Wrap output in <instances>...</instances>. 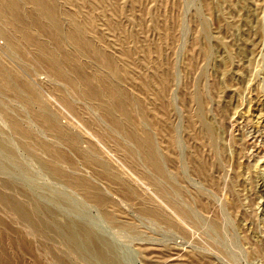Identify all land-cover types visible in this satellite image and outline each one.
<instances>
[{
    "label": "rangeland",
    "instance_id": "obj_1",
    "mask_svg": "<svg viewBox=\"0 0 264 264\" xmlns=\"http://www.w3.org/2000/svg\"><path fill=\"white\" fill-rule=\"evenodd\" d=\"M57 4L59 11L62 12L63 28L69 27V15L73 13L77 22L86 27V34L101 49L98 56L91 52L81 53V60H70L67 63L68 69L72 67V64L81 65L84 73L97 79L100 75L115 76V79L123 85L129 103L131 104L134 99L132 104L135 106L136 100L137 105L144 112L147 103L150 104V93L141 84L142 79L148 78L156 84L161 71L164 72L167 69L175 71L169 95L174 96H170L171 100L176 103L175 109L177 111L179 109L173 121L175 123L177 119L176 123L178 122L181 129L179 130L178 124L175 123L179 130L177 131L182 133H179V137H182L180 140L188 141L184 136L188 115L180 116H184L195 107L192 102H190L192 106L188 103L183 104V98H188L189 91L195 88L196 91L200 89L198 93L201 96L203 95L201 93H205L204 96L207 97H203L204 100L207 98L205 101L207 105L204 104V110L207 106V111L204 113L209 120H213L211 123L215 121L218 123L220 133L223 130L222 152H226L227 155L223 153L220 157H215L216 160L212 152L208 150V153H204L207 152L205 150L202 151L204 153L202 155L205 159L208 158L212 168L216 169L214 172L210 167V170L216 176H219L220 172V175L224 177H217L220 180L217 179L216 187L212 185L213 188L206 180L203 181L204 178L194 175L188 164L186 181H180L185 190L180 200H184L183 204L191 203L188 206L194 209V213L192 212L194 219L184 215L183 217L180 212L177 213L178 210L174 208L175 211L172 205L170 206L168 200L156 193L149 180L140 172V168L147 166L141 155L139 153L134 155L123 149V141L129 148H134V142L128 137L126 131L115 127L107 117L94 108L93 104L80 94L78 95L66 81L52 76L46 66H32L29 63L31 53L26 51L21 54L13 50L7 40H4L5 36L1 34L0 60L8 68L16 71L20 77L30 81L39 93H42L44 103L48 105L50 103L47 106L52 109L58 119L60 118L59 121L66 124L72 132L80 135L82 147L89 146L99 160L110 166L112 173H117L120 180L128 182L132 187H136L135 190L137 189L136 194L131 198L124 196L120 192L119 182L115 183L102 176L92 165L86 163L67 141L55 136V132L43 124L36 114L42 103L39 105L40 102L34 100L33 105L28 106L10 92L0 89V99L4 101L7 110L10 108V113L12 110V117L16 116L14 118L17 120L20 117V122L28 124L39 138L42 137L55 145L59 144L66 155L75 162V165H70L68 161H62L63 166L75 170L77 174H82L78 175L85 177L111 197L113 204L111 203L108 209L114 218H110L104 209L89 198L82 189L50 173L41 162V159L49 158L48 152L40 149L43 152L39 155L40 150L38 146L35 147L36 144L33 150L26 151L20 144V134L16 129L12 130L14 127L0 105V131L2 132L3 129V133H6L3 136L0 132L2 134L0 136L7 140L10 136L9 140L11 139L12 142L8 141L12 143L13 148H16L14 150L16 158L6 159L8 171L0 168L1 193H10L20 201L28 200V195H36L35 197L43 195L42 200L45 199V203L51 201L49 204L46 203L48 206H54L56 201L53 197L54 193H62L63 197L60 195V199L64 200V202L61 201L63 204L57 201L55 205L60 206V209L63 205L61 210L69 212L67 214L65 211L67 216L84 219L92 228H95L96 232H100V235H105L104 237L108 240L111 239L113 241L112 243L109 240L111 244L118 249L121 264H264V0H57ZM251 15L252 19L243 24L244 19ZM255 19L259 21L256 24H259V27L254 24ZM89 20L92 26L89 25ZM31 25L33 34H37L39 29L35 24L31 23ZM252 28L258 34H254ZM245 30H248V41L258 39L255 41L258 42L255 43L257 47H254L255 51L251 53L253 58L249 56L251 60L253 59V63L251 64L252 61L249 60V65H246L248 63L242 65L238 57L234 64L228 65L225 57L228 51L238 54L236 47H239V44L237 43L239 40L241 43L243 36L240 33ZM230 31L236 33L235 35L239 38L232 33L233 38ZM42 33L45 38L52 40L47 32ZM252 34L254 36H251ZM251 37L253 39L250 40ZM201 47L209 50L207 57L199 54ZM106 52L115 59V66L104 61L103 55ZM170 62L171 65L173 64L172 67L169 65ZM119 67L123 68V72H120ZM224 76H228L232 82L222 81ZM77 78L80 79L79 76ZM55 86L65 89L76 103L85 101L89 110L92 111V116L103 119V122L100 120L103 127H109L117 134L118 146L111 140L100 138L92 125L86 121L87 117L84 118L63 103L54 89ZM215 86H221L222 92L215 91L218 88L214 89ZM216 93H219V96ZM221 102L223 103L220 104ZM224 102L228 105L225 109ZM218 111L224 115L222 118L224 122L221 115L216 113ZM132 118L133 122L142 129L153 125L149 123V120H142L141 123L140 116L133 114ZM128 123L129 120L126 119V124ZM157 123L159 125L160 120ZM220 123L226 127V131H224L225 128L221 129ZM225 132L228 142L223 137ZM243 133H250V135L247 134L245 138ZM228 134H231V138ZM156 136L159 141L158 129ZM58 137L60 139H57ZM240 138L244 144L240 142ZM243 138L247 139L246 142ZM183 141L179 142L181 144L179 149L190 145L189 148L183 149L184 153L179 150L185 159V154L188 155L187 152L192 150L190 148L193 145L190 141L186 142L188 145L186 143L183 145ZM237 142L242 143L243 146ZM35 153L42 155L43 158H38ZM210 153L212 155L209 156ZM217 158H221L220 161ZM225 164L226 167H224ZM222 167L225 168V173H222L224 171ZM3 179L13 182L12 188H9L11 185L4 186ZM201 186L208 190L203 191ZM8 188L12 191L9 192ZM196 189L206 192L200 200L199 197H194ZM1 193L0 264H60L57 263L56 255H60L62 262L68 264H89L76 253L66 251L64 243L62 244L56 237L38 231L34 225L30 226L26 219L12 210L13 208L3 200ZM236 198L239 199L240 209L244 212L242 214L238 204L235 203ZM144 199H151L160 211L164 210L166 214L174 216V221L177 220L175 225L169 224L170 222L163 217H154L145 213L141 208V202ZM164 199L168 201V204ZM52 200H55L54 203ZM201 204L203 207L206 206L203 208ZM214 208L217 209H215L216 213L213 211ZM213 213L216 216H213ZM212 216L217 217L221 222L217 218L213 219ZM22 220L25 222L23 223ZM214 222H218L216 223L218 225L215 226ZM180 226L184 230H181Z\"/></svg>",
    "mask_w": 264,
    "mask_h": 264
},
{
    "label": "bare ground",
    "instance_id": "obj_2",
    "mask_svg": "<svg viewBox=\"0 0 264 264\" xmlns=\"http://www.w3.org/2000/svg\"><path fill=\"white\" fill-rule=\"evenodd\" d=\"M61 13L62 12L59 11L58 9L57 0H0V35L2 34L5 36L6 39L4 38V40H7V43L9 44L10 48H12L13 50L18 51L21 54L26 51L30 52L31 57H30L29 63L32 64V66L33 65L34 66L37 65V67L42 66V65L46 66L47 67L46 69H48V71L50 72L52 76L58 79H61L63 81H66L72 87V89L78 93V95L80 94L84 99H86L91 104H93L94 108L97 109V111H99L102 115L107 117L115 127L121 128L122 130L126 131V134L128 135V137L134 142V145H133L134 148L133 149L131 147L129 148L126 145L125 141H123L122 147L129 153H133L134 155L135 154L138 155L139 153L141 155V158L143 159L144 163L147 166L140 168V172L143 173V175L147 178V180H149V183H151V185L155 188L154 190L157 191L156 193H159L158 194L159 196H163L166 200H168L170 206L172 205L173 209L175 208L176 210H178L177 213L180 212L182 216L184 215L188 218L194 219V214H193L194 209L192 210V208L190 209L188 206L190 202H188V205H187V204L182 203L184 200L183 201H181L182 199L180 200L181 194L185 192V190L183 189L184 187L180 181H183V182L186 181V178L188 175L186 171V166H188L189 164L191 166L190 168L194 172V173L192 172L194 175L196 174V176L198 175L202 179L204 178L203 181L206 180L212 186L216 184L217 179H219L217 177L221 175L219 171H217V173L219 172V176H216V174H214L216 169L212 168V165H210V162H209L210 160L207 157H206L207 159H205L202 153L204 152V150L205 151L208 150L212 152V154L214 155V159L215 157H220L221 154L226 153V152H222V142L224 140H222L221 138V135H222L221 133L223 132V130L220 133L218 130L219 129L218 123L215 121L214 123H217L216 124L217 127L216 125L214 126L213 125L214 123L213 122L211 123V121L213 120H209L208 116H206L204 113L207 111L206 110L207 106H206V109L204 110L205 108L204 104L207 105V103H205L207 98H205L204 100V97H207V96L206 95L204 96L205 93L200 92L201 94H203L201 96L198 93L200 89H197L198 91H196L195 90L196 88H195L189 91L188 98L186 99L183 98L182 100V103L183 104L185 103V105L188 103L192 106L190 102L195 104V107L190 112H188L189 114L186 113L184 116L182 115L180 116V117H185L186 115H188L186 116L187 117L186 119L187 129L184 130L186 131L184 136L186 137L188 141H190V144L193 145L192 148H190L192 150H190L189 152L186 151L188 155L185 154L186 158L184 159V155H182L180 152L182 151L184 153L183 149L189 148L190 145L186 143L188 141L185 142L183 140H180V138L182 137L181 136L179 137V133L181 132H178V131L181 129H179L180 127H179L178 122L176 123L177 119L175 123L178 124V126L175 125L173 121L175 120V115L177 114L176 113L177 110L175 109L176 103L172 102L171 100L172 97L170 96H173V95H169L173 78H175L174 77L175 71L173 69L171 70L167 69L164 72L161 71L160 77L158 81L156 82V84H154L153 81L148 78L142 79L141 84L150 93V102H149L150 104L147 103L146 111L144 112L142 108H140L137 105L136 100H135V106L134 104H132V102L134 103V99L131 102V104L129 103L126 93L124 92L123 85L119 83L117 79H115V76L111 74H106L102 76L100 75L97 79L95 77L90 76V74L84 73L82 71L81 65L72 64V67L68 69L67 63L70 60H81V56H80L81 53L85 54L87 52H91V53H94L96 56H98V54L101 53V49L96 44V42L88 34H86L87 33L86 27L82 26L80 23L77 22L75 15L73 13L69 15V18H70L69 27L64 29L63 28V17ZM252 17H253L252 15L251 17L247 16L244 19L245 23H243L242 21L240 22H242L243 24H246V22H248L249 19H252ZM256 20L257 19H255V23H254L255 25L257 24V22H259ZM31 23L35 24L36 27L39 29L37 34H33L32 32L33 28H32ZM88 23L89 25L92 26V22H90V20ZM232 24L233 23H231V25ZM243 24H240V25H243ZM254 24H253V27H254ZM248 26L250 25L248 24ZM256 26H255V29H256ZM203 27L204 26H202V28ZM203 29L202 31H204ZM252 29L255 32L254 33L251 31L252 33L258 34L256 33L257 31L254 30V28ZM247 31L245 30V32L243 31V33H240L243 36L241 37L243 39H241L242 40L241 43H240V40H239V43H237V45L239 44L238 45L239 47L235 46L238 50L237 52L238 54H234L232 51H228L227 56L225 54L226 56L225 61L227 62L228 65L230 63L234 64L235 60H237L236 58L238 57L242 65L243 63L245 64L248 63L246 65H249L250 63L249 60L250 61L253 60V59L251 60L249 56L251 55L253 51H255L254 47H257L256 44L258 43L255 41H257L258 39L254 38L255 41L252 40L253 42L252 44V42L248 41ZM42 32H47L52 40L45 38ZM232 33L233 32H231V36L233 38L234 36L237 37L235 35L236 33L235 34L233 33L234 36L232 35ZM254 34H252L251 36H254ZM251 39L253 38L251 37L250 40ZM231 44H234V43H231ZM203 47L199 49V52H200L199 54L206 56L209 50ZM103 56H104V61H107L108 63H110L111 66H115V59L113 58L111 54L106 52ZM252 56L253 55H251L250 57ZM252 63L253 61L251 62V64ZM245 64H244V67H245ZM169 65L171 67L173 66V64L171 65V62ZM119 70L120 72H123V68L119 67ZM78 76L80 77L79 80L77 78ZM222 81L232 82L228 76H224ZM218 86H215L214 89ZM220 87H218L219 89L217 88L215 91L217 90L221 91ZM0 89L4 90V92L5 91L10 92L11 94L14 95L15 98L16 97L19 98L22 102H24L28 106L29 105L32 106L34 103V100H37V102L39 101L40 102V103L38 102L39 105L42 103V106L38 107L40 109H38L39 111L36 114L41 119L43 124H45L47 127H50L55 132L56 134L55 136H59L63 140L67 141L84 158L86 163L92 165V167L97 172L102 174V176L106 177L109 180L114 181L115 183L119 182V184L121 185V188H119L120 192L123 193L124 196L131 198L132 196L136 194V190H137V189L135 190L136 187L134 188L128 182L120 180L118 174L112 173L110 166H108L106 162L99 160L97 155L89 149V146L82 147V145L80 144L81 143V138H79L80 135L78 136L77 132H72L67 127L66 124L64 125V123L62 124V122L59 121L60 118L58 119V117L54 114L52 109L48 107L50 105L49 101L47 102L49 103V105L46 104V102L44 103L45 100H44V97H42L43 95H41L42 93H39V91L36 89V87L33 86V84L30 81L20 77L16 71H13L12 69L8 68L6 64H4L1 60H0ZM54 89L58 92V95L61 97V100L63 101V103H65L68 107H70L74 111L80 113L84 118L85 117L88 118L86 119V121H88L92 125V127L94 128V130L96 131V133L98 134L100 138H103L105 140H111L118 146L119 140L117 138V134L113 130H111V128L103 127V124H102L103 119L101 120L99 118H95L92 116L91 114L92 111L89 110L88 105L85 104V101L80 102V104H78L76 103L75 99L70 97L68 93L65 91V89H63L62 87L60 88V87L55 86ZM217 95L219 96V93ZM173 101H174V98H173ZM3 102L0 99V105L3 108L7 119L10 120L8 121L12 123L14 127V129L12 128V130L14 131L16 129L17 133L20 134L19 136L21 138L19 139H21L20 141L21 143L19 141L17 142L23 145L26 151L33 150V146H35L36 144L35 147L38 146L39 150L43 149L44 151L48 152V155H49L48 159H44L42 155L39 156L41 152H43L41 150H40L39 155L35 153L38 156V158H41V157L43 158L41 159L42 161L40 160L43 166L50 173L55 175V177L57 176V178L59 177L61 179L63 178V180L65 181L67 180L70 184L75 185L76 187L82 189L89 198H91L93 201L99 204L104 209L105 213H107L110 216V218L113 219L114 217L111 214V211L108 209V206L111 203L113 204L111 197L108 194H106L104 190H102L100 187L92 184L85 177L80 176L82 174L78 173L80 174L78 175L77 173L74 172L75 170L73 171L68 168H65L62 164V161H68L70 165H75V162L73 161L72 158L66 155L63 149L60 147V145L57 143H56L57 145L52 144L49 141H46L44 138L42 137L39 138V136H36L37 133L34 134V132L30 129L31 127H28V124L26 125L20 122L21 121L20 117H19V120L14 118L16 116L12 117L11 115V113H13L12 110L10 113L9 111L10 108L9 110H7ZM151 103H154V104H151ZM222 103L223 102H221L220 104ZM190 105H187V106H190ZM223 105H220V106H223L224 109H225V106L228 107L226 103ZM224 111L228 112L227 110H224ZM93 112H96V111L93 110ZM216 113H219L221 115V119L224 118V115H222L219 111ZM133 114L135 116H138V117L140 116L142 118L140 119L141 123H142V120H149V123L150 124L152 123L153 125H148L147 127L145 123L146 128L142 129V127H140L139 125L133 122V118H132ZM124 117L127 120H129L128 124H126V119ZM227 117L229 116L227 115ZM159 120H160V124L158 125L157 121ZM186 120H184V122H186ZM222 122H224V120ZM28 123L31 125L30 122ZM220 125L222 126L221 129L225 128L224 131H226V127H223L224 125H222L221 123ZM176 126L178 127L179 130L177 129ZM184 126L186 128V125ZM227 127L229 128V126ZM157 129L160 131L159 141L156 136ZM228 130H230V128ZM184 131H182L183 134H184ZM1 133H3V129ZM5 134L3 133V136ZM231 134L230 135L228 134L230 138H231ZM247 134L250 135V133H246V134L243 133V135H245L244 136L245 138ZM225 135H227L226 132L223 137H225ZM8 137L10 138V136ZM59 137L57 139H60ZM230 138H228V140ZM245 138H243V140ZM225 139H226L225 141L228 142L227 137H225ZM241 139L242 138H240V140ZM8 140L0 136V168L6 171H8L7 170L8 165L6 163V159L13 160L16 158V155L14 152L16 148H13L11 145L12 143L9 142V141L12 142V140L11 139L9 141ZM246 140L247 139H245L244 141L246 142ZM180 141H183L182 142L183 145H185L184 143H186L189 147L185 145L186 147L184 146V148L179 149L181 146ZM240 142L243 143L242 140ZM240 142H237V143H240ZM242 143L240 144L242 145ZM250 143L252 142L250 141ZM223 144L225 145V142ZM241 145L239 147H241ZM35 151L37 152L38 150H35ZM208 151L204 153H208ZM212 154L210 153L209 156ZM226 155L227 154H225V156ZM35 158L37 160V157ZM212 158H211V161H212ZM217 159L220 161L221 158H217ZM19 161L21 162L22 160L20 159ZM217 163L218 162H216V164ZM218 165H220V163ZM218 165L216 166L219 167ZM210 167L213 169L212 171L214 172L210 170L211 169ZM224 167H226V164L224 165ZM222 169H224L222 173L223 172L225 173V168L222 167ZM6 171L5 172L2 171V172L5 174ZM5 179L7 180L8 178H5ZM5 179L2 180L4 186L9 187L11 185V187L9 188H12L13 182L11 183L10 181H6ZM208 183L207 185H209ZM217 186H218V183H217ZM6 187H5V190H7ZM1 189L2 188H0V190ZM13 189H15V187ZM200 190H202V188ZM204 190H208V189H206V187H203V191ZM8 191L10 192L12 191V189L11 190L9 189ZM203 191H199L196 189L194 197L195 196L197 198L199 197L198 199L200 200V198H202L203 196V193L204 194L206 193ZM19 194H22V193H19ZM60 195L63 197L62 193L61 194L54 193L53 197L56 200V201L54 200L55 203L57 201L64 202V200L60 199L61 198ZM35 196L28 195V200L20 201L18 199H15L16 197L14 198L13 195H11L10 193L9 194H6L4 192L1 193V197L7 204H9L13 208L12 210H15L24 219H26L28 223L30 224V226L34 225L36 226L35 229H37L38 231L42 233H49V236L56 237V239L60 240L62 244L64 243L66 247L65 248L66 251L76 253L80 257L87 260L89 264H121L120 254H118L117 252L118 249H116V246H114V244L113 245L111 244V241H112L111 239H109L111 240L109 241L108 239L104 237L105 236L104 234H103L104 236L100 235L101 233L96 232L94 230L95 228H92L84 219L67 216L69 212H67L64 209L67 213L65 214V211L61 210L64 207L63 205H61V209H60L59 208L60 206H56L54 201L52 200L54 203V206H48L46 204L48 203V201H46L45 203L44 202L45 199L44 201L42 200V198L44 197L43 195H41V197L39 196L35 197ZM193 199H196V198H193ZM238 200L239 199L236 198L235 203L238 204V208L240 209L241 207H240V204L238 203ZM168 201H165V202L168 204ZM202 205L203 204H201V206ZM141 208L145 213L151 214L154 217H163L165 220L170 222L169 224L171 225L172 224L175 225V223L177 222V220L176 222L174 221V216L173 217L170 216L171 214L170 215L166 214L164 210L163 212L160 211L158 207L154 205L151 199L142 200ZM215 209L216 208H214L213 211H215ZM218 211L217 213H220ZM240 212H241L240 214L244 213L243 210L241 209H240ZM195 213L198 214L197 212ZM218 215L221 216L220 214ZM213 216H216V215L213 213ZM214 218L216 219L217 217H213V219ZM22 221L23 223L25 222L24 220ZM218 221H220V219ZM216 223L218 222H214L213 224H215L216 226L218 225ZM181 230H184V229L181 227ZM57 241L56 243H58ZM64 245H62V247H64ZM68 252H66V254H68ZM56 258L58 261L57 263L68 264L67 262H62L60 255H56Z\"/></svg>",
    "mask_w": 264,
    "mask_h": 264
}]
</instances>
